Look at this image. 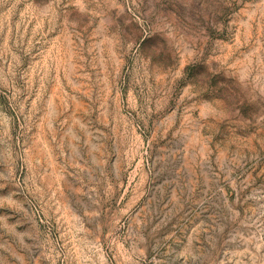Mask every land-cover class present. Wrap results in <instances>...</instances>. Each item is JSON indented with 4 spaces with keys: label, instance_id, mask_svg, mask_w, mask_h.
<instances>
[{
    "label": "rangeland",
    "instance_id": "rangeland-1",
    "mask_svg": "<svg viewBox=\"0 0 264 264\" xmlns=\"http://www.w3.org/2000/svg\"><path fill=\"white\" fill-rule=\"evenodd\" d=\"M0 264H264V0H0Z\"/></svg>",
    "mask_w": 264,
    "mask_h": 264
}]
</instances>
